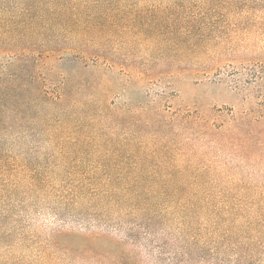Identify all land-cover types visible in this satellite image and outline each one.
I'll list each match as a JSON object with an SVG mask.
<instances>
[{
	"label": "rangeland",
	"instance_id": "1",
	"mask_svg": "<svg viewBox=\"0 0 264 264\" xmlns=\"http://www.w3.org/2000/svg\"><path fill=\"white\" fill-rule=\"evenodd\" d=\"M244 5L245 0H0V264H95L64 253L83 248L84 225L59 221L52 194L28 197L26 183L19 182L21 171L37 170L63 180L61 172H50L55 167L47 159V141L66 118L65 102L55 98L76 68L68 61L73 36L67 17L75 11L84 14L82 26L91 31L84 41L98 61L127 66L98 68L85 77L100 85L114 109L107 134L115 148L154 160L151 168H207L219 190L226 184L252 186L258 188H250L252 197L262 200L264 16H247ZM91 60L86 58L96 62ZM5 88L14 95H5ZM201 125L208 129L201 131ZM193 153V160L184 161ZM262 222L264 216L250 223L264 232ZM209 225L193 227L205 248L199 264L231 263L233 252L213 245ZM59 230L65 234L56 236ZM116 233L121 239L122 231ZM248 233L236 237L255 238L254 231ZM139 254L143 264H153L154 258Z\"/></svg>",
	"mask_w": 264,
	"mask_h": 264
},
{
	"label": "trees",
	"instance_id": "2",
	"mask_svg": "<svg viewBox=\"0 0 264 264\" xmlns=\"http://www.w3.org/2000/svg\"><path fill=\"white\" fill-rule=\"evenodd\" d=\"M244 6L247 16H254V12L264 16V0H245ZM67 17L73 36L68 44V61L76 68L69 72L65 87L55 98L56 103L65 102V121L47 141L52 150L47 159L55 167L50 172H61L63 180H54L38 170L27 174L21 171L19 175V182L26 183L28 197L53 195L59 203V221L84 225L87 233L81 236L85 241L83 248L75 254L65 248L66 256L95 264H143L139 254L143 251L154 258L153 264H199L204 260L205 248L193 227L198 224L206 228L211 223L209 227L216 235L213 245L223 244L233 252L234 260L229 264H264V232L256 231L257 227L250 223L264 216V192L259 194L262 200L256 202L250 188H258L237 189V185L226 184L219 190L217 186L221 185L207 168H151L147 165L154 160L116 149L115 141L107 134L115 121L114 109L106 104L100 85L88 84L85 77L95 74L98 68L127 66L114 60L98 61L100 56L92 53L90 42L84 41L91 33L82 26L84 14L75 11ZM260 20L259 29H263L264 18ZM6 51L15 55L12 48ZM87 57L96 62L87 63ZM3 91L5 95H14L7 88ZM22 93L28 96L31 92ZM199 129L204 132L208 128L201 125ZM194 158L193 153L185 156L184 161ZM226 173L235 180L232 173ZM3 218L0 213V220ZM200 219L203 225L198 223ZM105 227L107 230L102 231ZM248 230L255 232V238L243 236L251 240H247L244 249L238 248L242 238L237 239L236 235H252ZM121 231L122 238L118 239L115 233ZM190 232L197 236H190ZM208 233L205 239H211ZM64 234L59 230L56 236ZM187 236L191 238L185 239ZM176 242L183 246L174 247ZM96 245H103V249H95ZM257 256L260 258L256 260Z\"/></svg>",
	"mask_w": 264,
	"mask_h": 264
}]
</instances>
